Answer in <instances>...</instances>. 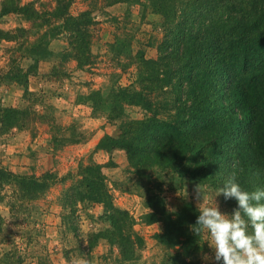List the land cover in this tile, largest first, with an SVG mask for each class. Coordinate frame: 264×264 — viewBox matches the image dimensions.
<instances>
[{
	"label": "rangeland",
	"instance_id": "obj_1",
	"mask_svg": "<svg viewBox=\"0 0 264 264\" xmlns=\"http://www.w3.org/2000/svg\"><path fill=\"white\" fill-rule=\"evenodd\" d=\"M23 2H35L40 10L54 6L53 0ZM106 3L75 0L71 8L73 15L91 10L98 21L92 45L96 65L85 69H79L69 56L64 37L48 38L40 49L41 29L19 15L0 17V29L16 36V41L0 42V122L6 109L36 113L27 126L22 121L12 126L0 123V167L22 176L40 177L50 171L59 179L67 178L34 196L14 192L8 185L0 188V264H72L81 259L88 264H175V258L216 264L206 237L196 250L181 247L177 244L180 240L164 238L155 207L163 203L169 214H177L185 204L197 208L192 189L199 182L159 171L151 178L139 177L125 151L99 148L106 135L119 137L122 121L143 118L139 107H129L123 118L110 121L102 103L113 81L120 78L122 85H129L137 78V65L132 62L139 51L150 61L158 58L165 32L158 0H122L111 7ZM19 29L25 32H17ZM123 63L129 64L125 74L118 66ZM31 65L24 87L13 77ZM97 91L101 92L98 103L92 96ZM154 101L160 118L175 117L170 90L155 95ZM74 135L81 136L80 143L69 142ZM94 163L105 165L103 172L113 203L130 216L132 227H119L118 232L143 242L133 260H125L115 242L100 238V233L114 231L104 218V205L80 202L75 215H71L70 207L64 208L67 194H74L76 184L69 175L77 174L81 165ZM207 188L213 196L218 191ZM215 202L222 214H232L221 196Z\"/></svg>",
	"mask_w": 264,
	"mask_h": 264
},
{
	"label": "trees",
	"instance_id": "obj_2",
	"mask_svg": "<svg viewBox=\"0 0 264 264\" xmlns=\"http://www.w3.org/2000/svg\"><path fill=\"white\" fill-rule=\"evenodd\" d=\"M74 1L53 0L54 6L40 10L35 2L3 0L0 17L19 15L41 29L40 49L48 38L64 37L77 67L92 68L96 65L93 28L98 21L91 10L73 15ZM158 1L165 31L158 58L150 61L139 51L132 62L137 65V78L129 85H122L120 78L113 81L102 103L110 121L123 118L129 107H139L144 116L122 121L119 137L106 135L99 148L125 151L130 167L143 178L159 171L219 190L236 171L244 190L264 189V0ZM120 2L107 0L106 6ZM2 41H16L14 32L0 29ZM118 66L123 74L129 69V64ZM32 67L15 75L14 80L26 87ZM167 90L175 99L173 119L160 118L154 101L155 95ZM100 94H92L94 102H100ZM5 112L2 125L22 121L27 126L30 116L36 117L28 109ZM54 140L58 141L56 137ZM70 141L80 143L81 136L74 135ZM104 167L81 165L77 174L69 175L76 184L74 194H67L64 208L70 207L71 215H75L80 202L104 205V218L114 231L108 229L99 234L100 238L115 242L130 261L143 242L118 232L119 227H132V223L128 212L114 205ZM66 179L50 171L40 177L22 176L0 167V188L8 185L14 192L32 196ZM221 200L227 208H237L234 199L225 200L221 195ZM160 204L155 207L164 238L198 249L202 237L190 228L200 214L198 209L190 203L177 214H169ZM191 259L174 260L175 264H194L197 260Z\"/></svg>",
	"mask_w": 264,
	"mask_h": 264
},
{
	"label": "clouds",
	"instance_id": "obj_3",
	"mask_svg": "<svg viewBox=\"0 0 264 264\" xmlns=\"http://www.w3.org/2000/svg\"><path fill=\"white\" fill-rule=\"evenodd\" d=\"M192 193L200 214L191 231L206 237L216 264H264V189L244 190L233 171L214 196L202 183H195ZM221 195L237 202L231 215L222 214L216 204ZM72 264L88 262L81 259Z\"/></svg>",
	"mask_w": 264,
	"mask_h": 264
}]
</instances>
